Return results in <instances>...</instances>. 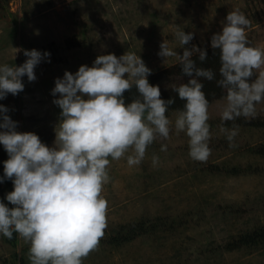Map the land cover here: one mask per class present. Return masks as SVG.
<instances>
[{
    "label": "rangeland",
    "instance_id": "374dc122",
    "mask_svg": "<svg viewBox=\"0 0 264 264\" xmlns=\"http://www.w3.org/2000/svg\"><path fill=\"white\" fill-rule=\"evenodd\" d=\"M236 9L250 21V46L264 47V0H0V65L19 66L27 59L16 49L50 53L35 67L36 80L22 77L24 90L0 104L17 122L16 131L33 132L52 147L61 111L52 89L66 70L75 74L81 65L91 67L98 55L134 52L151 74L159 72L177 62L158 55L163 40L179 55L193 45L209 47L228 12ZM177 30L193 33L183 48ZM180 81L163 77L155 85L161 93ZM224 98L209 102L207 162L190 158L189 138L174 129L178 111L166 113L173 122L170 136L149 146L140 165L129 167L126 158L111 162L102 193L108 201L107 228L83 264H264L260 243L230 246L264 229V155L255 153L264 149V102L256 106L255 118L223 122L218 106ZM236 125V147H230L221 128ZM153 155L159 157L156 165ZM131 225L140 227L131 237L107 243L111 236L123 237ZM14 235V244L0 235V264H30L29 245Z\"/></svg>",
    "mask_w": 264,
    "mask_h": 264
},
{
    "label": "clouds",
    "instance_id": "9594fccd",
    "mask_svg": "<svg viewBox=\"0 0 264 264\" xmlns=\"http://www.w3.org/2000/svg\"><path fill=\"white\" fill-rule=\"evenodd\" d=\"M249 26L236 9L226 15L222 31L212 35L210 45L219 49V79L191 58L198 53L204 62V49L193 45L179 55L164 40L160 43L158 55L176 57L189 77L171 89L184 101L174 129L189 138L193 161L207 162L211 155L209 101L202 81L215 80L224 90V103L218 106L223 122L255 118L256 106L264 102V47L249 46ZM175 36L182 48L193 39L192 32L183 30ZM19 51L27 57L21 65H0V99L22 92V77L35 81V67L50 56L36 49ZM151 72L134 52L98 55L91 67L81 65L75 74L66 70L52 89L53 96L59 94L53 103L61 109L52 147L33 132L16 131L17 122L0 104V144L8 154L0 183L9 179L13 184L5 196L12 207L0 202V235L11 240L18 234L29 245L30 264H83L107 228L108 201L102 193L110 182L111 162L126 158L129 167L138 166L149 146L169 138L173 122L166 113L175 100L161 98L159 86L147 79ZM133 87L137 98L126 102L125 92ZM221 131L229 146L236 147L239 126ZM160 150L166 152L167 145ZM158 161L153 155V165Z\"/></svg>",
    "mask_w": 264,
    "mask_h": 264
},
{
    "label": "trees",
    "instance_id": "16d2710c",
    "mask_svg": "<svg viewBox=\"0 0 264 264\" xmlns=\"http://www.w3.org/2000/svg\"><path fill=\"white\" fill-rule=\"evenodd\" d=\"M250 46V44H249ZM207 53V59L204 62L199 61L198 59V53H194L191 57L197 64V66L210 68L214 72H216L217 79H219V67H220V61H219V49H212L211 46L203 48ZM170 76H178L180 77L181 81L176 86L178 87L182 83H186L189 79L186 75L182 73L181 65L176 62L169 67H167L164 70H161L156 73H152L147 77L149 83L151 85H155L160 79H163V77H170ZM204 84L203 91L205 92L206 98L210 102L212 99H216L218 97H221L225 94L224 90L219 88L214 81H202ZM172 87L164 90L161 92V98L164 100H168L169 98H174L175 103L169 106L168 111H179L183 109L184 101H181L178 97V95L172 91ZM136 95H138L135 87L131 90V92H125V100L126 102H130L132 99L137 98ZM254 125V124H253ZM258 155H264V149L256 150L255 152ZM8 159V154L5 151V149L0 150V177H3L4 175V161ZM13 190V184L12 181L9 179H5L2 183H0V202H3L7 204L9 207H12L11 204L5 199V196L8 192ZM140 228L139 225H131L127 228V231H124V236L120 239H117L115 236H111L107 243L112 245H117L119 242L123 241L125 238H129L133 235V232ZM142 229V228H141ZM120 240V241H119ZM10 241V244H14L15 242V235L13 234V238ZM260 243L262 246H264V229L260 230H254L251 233L245 234L241 237H239L235 243L230 244L231 247H240V246H249L252 247L255 244Z\"/></svg>",
    "mask_w": 264,
    "mask_h": 264
}]
</instances>
